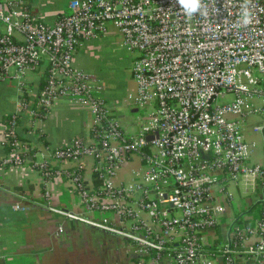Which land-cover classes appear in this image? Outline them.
<instances>
[{"label":"built area","instance_id":"built-area-1","mask_svg":"<svg viewBox=\"0 0 264 264\" xmlns=\"http://www.w3.org/2000/svg\"><path fill=\"white\" fill-rule=\"evenodd\" d=\"M17 5L0 2V82L11 69L22 80L45 63L37 109L47 112L54 100L65 97L94 115L88 141L47 150L36 167L44 183L67 178L86 212H110L113 220L48 209L123 238L136 264H213L216 257L236 264L239 255L260 264L264 167L251 162L254 144L246 140L243 123L248 117L264 119V0H200L191 16L178 0H68V12L51 26L26 8L16 10ZM109 26L136 55L131 71L135 104L152 108L134 136L123 131L97 96L99 81L72 66L81 42L99 38ZM27 106L22 103L31 117L40 114ZM17 116L11 115L12 127ZM263 130L264 123L253 128L254 133ZM11 135L12 151L0 165L20 167L24 151L17 127ZM133 155L141 169L127 184L114 185L115 170ZM82 158L93 159L98 190L90 189L79 171L67 173L53 165ZM228 183L261 188V213L254 225L237 226L223 245L211 249L204 232L224 211L212 188L223 190ZM246 236L254 238L249 247L230 246L234 237Z\"/></svg>","mask_w":264,"mask_h":264},{"label":"crops","instance_id":"crops-1","mask_svg":"<svg viewBox=\"0 0 264 264\" xmlns=\"http://www.w3.org/2000/svg\"><path fill=\"white\" fill-rule=\"evenodd\" d=\"M5 1L0 0L2 3ZM10 1L20 4L17 5L16 10L26 8L38 22L47 26L53 25L68 12V0ZM112 29L114 30L113 26L108 27V31ZM108 31L98 39L82 41L73 57L72 66L78 71L94 76L99 81L101 90L97 96L114 116V104L107 102L103 95V78L95 74L92 66L88 65L89 62L81 64L86 57L87 59L94 57L91 50L98 48L117 33ZM0 33H2L1 25ZM45 67V63H42L41 66L28 72L22 80L13 77L14 70L11 69L10 76L0 82V161L6 156L4 119L12 114L19 116L17 134L21 140L20 148L25 152L29 150L27 147L35 150L32 155L25 157L24 164L20 167L0 165V264H136L133 249L123 238L48 209L50 206L94 221L113 220L112 214L106 217L105 213L99 211L86 212L77 190L67 178H52L44 183L36 167L47 150L66 147L76 139L88 141L94 119L88 106L80 105L65 97L54 100L47 112L37 109L36 98L42 76L46 71ZM132 81L136 89L134 79ZM135 97V94L130 95L129 101L122 103L121 106L129 108L131 113H138L139 106L135 104ZM24 100L27 101L28 110L30 108L38 110V113H42V117H39V114L31 117L27 110H23ZM151 112L152 108L148 114L140 115L135 121L125 119L120 114L114 117L125 133L134 136L147 121ZM254 117L260 118L262 122L248 127L245 118L243 132L246 140L254 144L252 156L255 153L257 140L262 142L261 163L254 162V164L264 167V130L261 133L253 132V128L261 126L264 119L260 116ZM37 156L40 157L39 160H35ZM27 158H31V161L28 162ZM134 159L138 165L133 171L129 169L128 163L131 164ZM53 165L67 173L79 171L84 183L91 186L94 172L93 159L82 158L78 162L67 161ZM140 169L141 162L138 156L133 155L125 165L116 170L117 176L114 177V173L111 181L116 186L125 184L120 175L127 172L133 177V173ZM230 185L237 189L238 195L233 196L228 191ZM212 194L216 203L224 208L223 213L218 216L216 226L204 232L206 246L214 249L225 243L226 237L233 234L237 225H243L244 221H247L248 225H254L258 221L263 192L259 187L245 190L240 184L228 183L223 190L220 186H214ZM17 206L19 209H16ZM237 215L240 217L236 218ZM238 241V248L244 249L253 243L254 238L246 236ZM259 263L264 264V258ZM213 264H224V262L220 257H216L213 259ZM236 264L252 263L246 256L239 255Z\"/></svg>","mask_w":264,"mask_h":264},{"label":"rangeland","instance_id":"rangeland-1","mask_svg":"<svg viewBox=\"0 0 264 264\" xmlns=\"http://www.w3.org/2000/svg\"><path fill=\"white\" fill-rule=\"evenodd\" d=\"M117 32L116 30H109L108 32ZM101 37V36H100ZM121 36L116 33L113 37L109 38L105 43L100 45L98 48L91 50V53L94 55L93 58L83 59L81 64L89 62L88 65L92 66V70L95 71L98 77L103 78V95L106 97L107 102H111L114 105V114L116 116L123 115L125 119H129L131 121H135L140 115L148 114V111L151 110L146 105L139 106L138 113H131L130 109L121 106L122 103L129 101L130 95H136V89H134L133 79H132V67L135 60V54L128 51L122 45V38ZM98 39V38H97ZM90 56V55H89ZM87 59V60H86ZM86 73V72H85ZM94 77V76H93ZM136 98V97H135ZM222 102V101H220ZM114 115V116H115ZM115 116V117H116ZM262 122V120L258 117H248L247 118V125L248 127H252L253 125H258ZM261 145L262 142L257 140L255 153L251 157V162L261 163ZM40 157L37 156L35 160H39ZM129 164V165H128ZM126 165L129 166V169H137V162L134 161L130 164ZM125 165V163L123 164ZM122 165V166H123ZM119 169V168H118ZM120 175L125 184L131 180L132 175L128 174L127 172L122 173ZM117 176V171L115 170L114 177ZM117 182H119L117 180ZM228 191L234 196L235 194L238 195L237 189L230 185L228 187ZM242 192V191H241ZM105 213L106 217H110V212H103ZM113 216V215H112Z\"/></svg>","mask_w":264,"mask_h":264},{"label":"trees","instance_id":"trees-1","mask_svg":"<svg viewBox=\"0 0 264 264\" xmlns=\"http://www.w3.org/2000/svg\"><path fill=\"white\" fill-rule=\"evenodd\" d=\"M46 77H47V72L45 71L43 76H42V81L40 83L39 92L42 90L43 86L45 85ZM24 102H25V104H27L26 100H24ZM38 116L42 117V113H40ZM12 122H13V120L11 118V115L7 116L4 119V126L6 127V130L4 131V137L6 138V140H8V144L5 142V145H4V149H5V154L6 155H9L11 153V151H12V147L10 146V143H13L14 140H13V137L11 135V132L14 130L15 127L19 126V116L16 117V123H15L14 127L11 126ZM16 140L17 141H21L20 138L18 137V134L16 135ZM27 149H29L27 152L24 151V152L21 153V157H23L24 159H25L26 156L32 155L33 151H35L34 149H31V148H28V147H27ZM100 187H101V180L99 179V176L95 172H93V179H92V184L90 186V189L98 190ZM238 217H240V215H237L236 218H238ZM237 226H239V225H237ZM242 226L247 227L248 226V222L244 221ZM238 240H239V238L234 237V240L230 241V246L233 247L235 244L236 245L239 244Z\"/></svg>","mask_w":264,"mask_h":264},{"label":"clouds","instance_id":"clouds-1","mask_svg":"<svg viewBox=\"0 0 264 264\" xmlns=\"http://www.w3.org/2000/svg\"><path fill=\"white\" fill-rule=\"evenodd\" d=\"M178 3L188 16L196 12L200 6V0H178Z\"/></svg>","mask_w":264,"mask_h":264},{"label":"water","instance_id":"water-1","mask_svg":"<svg viewBox=\"0 0 264 264\" xmlns=\"http://www.w3.org/2000/svg\"><path fill=\"white\" fill-rule=\"evenodd\" d=\"M151 137L147 138L148 140L150 139ZM27 161L30 162L31 161V158H27Z\"/></svg>","mask_w":264,"mask_h":264}]
</instances>
